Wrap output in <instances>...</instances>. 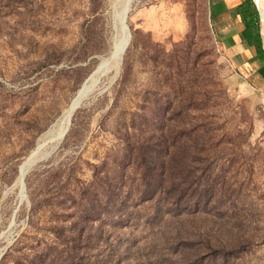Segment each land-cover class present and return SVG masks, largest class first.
<instances>
[{
	"label": "rangeland",
	"instance_id": "1",
	"mask_svg": "<svg viewBox=\"0 0 264 264\" xmlns=\"http://www.w3.org/2000/svg\"><path fill=\"white\" fill-rule=\"evenodd\" d=\"M115 1L0 0V264H264V90L211 0L133 2L117 77L20 202V167L112 52Z\"/></svg>",
	"mask_w": 264,
	"mask_h": 264
},
{
	"label": "bare ground",
	"instance_id": "2",
	"mask_svg": "<svg viewBox=\"0 0 264 264\" xmlns=\"http://www.w3.org/2000/svg\"><path fill=\"white\" fill-rule=\"evenodd\" d=\"M136 0H116L113 7V13L111 15L113 22V30L120 37V39L113 43V49L110 53L111 59H103L100 62L97 72L91 77L87 84H84L81 91L78 93L77 97L71 103V105L63 112L62 116L49 128V130L40 138L36 149L33 153L25 160V162L20 167L19 177L16 181V186L19 188V200L20 202L25 197L23 188V176L28 167L36 160L44 156H48L58 149L60 144L65 139V134L70 126V119L74 113V106L83 102L86 98L98 94L102 91L101 85L104 81L113 82L118 75L120 69V60L118 59V54L122 50L126 41L129 40L128 29L125 23L126 15L130 11L133 2ZM260 1L261 6V18L262 25L264 22V0ZM258 6V5H257ZM259 8V7H258ZM85 101H88V100ZM84 101V102H85ZM45 136V137H44ZM36 150H38L37 155H35L34 160H31ZM15 225V218H13L12 225ZM14 231V230H13ZM1 240V238H0ZM11 240V239H10ZM1 256V255H0Z\"/></svg>",
	"mask_w": 264,
	"mask_h": 264
},
{
	"label": "crops",
	"instance_id": "3",
	"mask_svg": "<svg viewBox=\"0 0 264 264\" xmlns=\"http://www.w3.org/2000/svg\"><path fill=\"white\" fill-rule=\"evenodd\" d=\"M245 0H211V15L215 30L222 44L228 49L242 66L249 67L254 78L260 82L264 90V59L256 55L254 49L246 44L243 37L244 25L237 13L238 7ZM263 38V36H262ZM264 49V44H263ZM244 59V60H243Z\"/></svg>",
	"mask_w": 264,
	"mask_h": 264
},
{
	"label": "trees",
	"instance_id": "4",
	"mask_svg": "<svg viewBox=\"0 0 264 264\" xmlns=\"http://www.w3.org/2000/svg\"><path fill=\"white\" fill-rule=\"evenodd\" d=\"M238 15L242 19L244 25L243 37L249 48L254 49L256 55L261 59H264L263 38L261 34V19L259 11L253 0H245L237 9ZM148 177H146V185L150 187L152 185L151 180H156L154 170L148 171ZM155 197V196H154Z\"/></svg>",
	"mask_w": 264,
	"mask_h": 264
},
{
	"label": "water",
	"instance_id": "5",
	"mask_svg": "<svg viewBox=\"0 0 264 264\" xmlns=\"http://www.w3.org/2000/svg\"><path fill=\"white\" fill-rule=\"evenodd\" d=\"M253 1H254L255 5H256L258 11H259V8H258V6H257V4H256V2H255V0H253ZM129 12H130V11H129ZM129 12H128L127 15H126V20H125L126 25H127V20H128ZM259 14H260V19H261V21H262L260 11H259ZM127 29H128L129 40L126 41V43L124 44L122 50H121L120 53L118 54V59L120 60V66H121V64H122L123 58H124V56H125V54H126L128 48H129V46H130V42H131V38H132L128 26H127ZM261 34H262V33H261ZM119 39H120V37H118V35L116 34L115 39H114V43L117 42ZM263 43H264V39H263ZM107 59H111V56H109ZM107 59H106V60H107ZM97 71H98V70H96V71L94 72V74H95ZM94 74H93V75H94ZM93 75H92V76H93ZM92 76H91V77H92ZM91 77L85 82V84H87V83L90 81ZM86 99H87V98H86ZM86 99H85V100H86ZM85 100H84V101H85ZM84 101H83V102H84ZM83 102H79V103H77V104L74 106V113H73L72 117L74 116V114L76 113V111L79 110V109L81 108ZM72 117H71V119H70V123H69L70 125H71ZM69 129H70V126H69V128H68V130H67L65 136L68 134ZM47 133H48V132H47ZM44 137H45V136H44ZM37 152H38V150H36V153H35L32 157H30L31 160H34V157H35V155H37ZM35 163H36V160H35V161H34V162L28 167V169L25 171V174H24V176H23V188H24V192H25V179H26V176L28 175V173L30 172V170L32 169V167L34 166ZM23 199H24V198H23ZM0 260H1V256H0Z\"/></svg>",
	"mask_w": 264,
	"mask_h": 264
}]
</instances>
